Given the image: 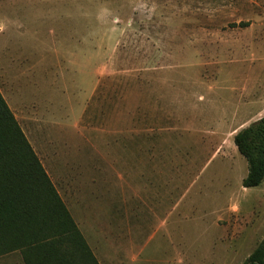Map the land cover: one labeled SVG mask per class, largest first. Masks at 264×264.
I'll return each instance as SVG.
<instances>
[{
	"label": "rangeland",
	"instance_id": "374dc122",
	"mask_svg": "<svg viewBox=\"0 0 264 264\" xmlns=\"http://www.w3.org/2000/svg\"><path fill=\"white\" fill-rule=\"evenodd\" d=\"M0 93L69 210L118 226L140 192L177 264H242L264 237L232 142L264 117V0H0Z\"/></svg>",
	"mask_w": 264,
	"mask_h": 264
},
{
	"label": "trees",
	"instance_id": "16d2710c",
	"mask_svg": "<svg viewBox=\"0 0 264 264\" xmlns=\"http://www.w3.org/2000/svg\"><path fill=\"white\" fill-rule=\"evenodd\" d=\"M233 145L247 164L244 189L264 179V117ZM22 264H97L64 202L0 93V256ZM242 264H264V237Z\"/></svg>",
	"mask_w": 264,
	"mask_h": 264
},
{
	"label": "crops",
	"instance_id": "0c3cea01",
	"mask_svg": "<svg viewBox=\"0 0 264 264\" xmlns=\"http://www.w3.org/2000/svg\"><path fill=\"white\" fill-rule=\"evenodd\" d=\"M140 194L137 219L124 215L116 223L118 226L114 224L113 216L107 214L112 210L106 206L100 210L86 206L76 212L66 207L97 264H161V252L168 254L171 251L163 247L175 243L172 230L167 229L168 219L158 213V206L145 205ZM175 207L177 209V204ZM129 210L126 212H132ZM98 211L101 214H91ZM172 251L176 253L175 257L169 256L165 264H177V249ZM11 259L10 264H18L15 257Z\"/></svg>",
	"mask_w": 264,
	"mask_h": 264
}]
</instances>
